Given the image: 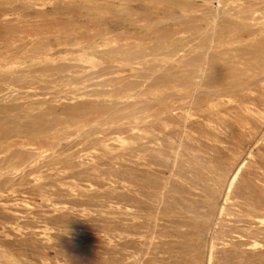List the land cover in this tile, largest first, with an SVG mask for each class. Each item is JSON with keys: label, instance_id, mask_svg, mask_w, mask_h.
I'll use <instances>...</instances> for the list:
<instances>
[{"label": "rangeland", "instance_id": "1", "mask_svg": "<svg viewBox=\"0 0 264 264\" xmlns=\"http://www.w3.org/2000/svg\"><path fill=\"white\" fill-rule=\"evenodd\" d=\"M263 34L264 0H0V264H264Z\"/></svg>", "mask_w": 264, "mask_h": 264}, {"label": "bare ground", "instance_id": "2", "mask_svg": "<svg viewBox=\"0 0 264 264\" xmlns=\"http://www.w3.org/2000/svg\"><path fill=\"white\" fill-rule=\"evenodd\" d=\"M229 13H230V12H229ZM225 16H226V15H225ZM227 17H228V16H227ZM235 17H236V16H235ZM235 17H234V18H235ZM221 18H222V17H221ZM244 18H245V17H244ZM226 19H228V18H226ZM219 20H220V19H219ZM247 20H248V19H247ZM247 20H246V21H247ZM215 21H216V20H215ZM225 22H226V21H225ZM237 22L240 23V21H237ZM244 22H245V21H244ZM208 24H209V23H208ZM208 24H207V25H208ZM221 24H223V23H221ZM241 24H242V23H241ZM245 24H246V22H245ZM245 24L243 23L244 26H245ZM244 26H243V27H244ZM216 27H217V26H216ZM241 28H242V27H241ZM219 29H221V27H220ZM225 29H226V28H225ZM223 30H224V29H223ZM222 33H223V32H222ZM225 33H227V32H225ZM200 35H201V34H200ZM263 35H264V34H263ZM203 36H204V35H203ZM222 37H223V36H222ZM226 37H227V36H226ZM232 38H233V37H232ZM220 40H221V39H220ZM217 41H218V40H217ZM228 41H229V40H228ZM217 43H218V42H217ZM225 43H226V42H225ZM221 45H223V44H221ZM221 45H220V46H221ZM215 46H216V45H215ZM221 47H222V46H221ZM213 49H214V48H213ZM220 49H221V48H220ZM215 50H217V49L215 48ZM218 50H219V49H218ZM223 50H224V49H223ZM223 50H222V51H223ZM219 51H220V50H219ZM224 51H225V50H224ZM229 51H230V50H229ZM114 52H115V51H114ZM216 52H217V51H216ZM231 52H232V51H231ZM110 53H111V52H110ZM112 53H113V52H112ZM112 53H111V54H112ZM193 53H194V52H193ZM247 53H248V52H247ZM111 54H110V55H111ZM115 54H116V53H115ZM215 54H216V53H215ZM244 54H245V53H243V55H244ZM248 54H249V53H248ZM251 54H252V52H251ZM218 55H219V54H217V56H218ZM226 55H227V53H226ZM241 55H242V54H241ZM250 56H251V55H250ZM219 57H220V56H219ZM262 57H263V56H262ZM244 58H245V57H244ZM263 58H264V57H263ZM251 59H252V58H250L249 62L252 61ZM260 59H261V58H260ZM260 59H259V60H260ZM111 60H112V59H111ZM169 60H170V59H169ZM193 60H194V59H193ZM256 60L258 61V59H256ZM262 60H263V59H262ZM189 61H190V60H189ZM197 61H198V60H196V63H197ZM202 61H203V60H202ZM221 61H222V59H221ZM224 61H225V60H224ZM226 61H227V60H226ZM244 61H245V60H244ZM247 61H248V60H247ZM166 62H167V61H166ZM245 62H246V61H245ZM262 62H263V61H262ZM193 63H194V62H193ZM196 63H195V64H196ZM203 63H204V62H203ZM247 63H248V62H247ZM257 63H258V62H257ZM212 64H213V63H212ZM215 64H216V63H215ZM229 64H233V62H232V63H229ZM196 65H197V64H196ZM210 65H211V64H210ZM234 65H235V64H234ZM193 66H194V65H193ZM240 66H241V65H240ZM245 66H246V63H245ZM152 67H153V66H152ZM227 67H228V66H227ZM174 68H175V67H174ZM211 68H212V67H211ZM231 69H232V67H231ZM169 70H170V69H169ZM169 70H168V71H169ZM174 70H175V69H174ZM225 70H226V68H225ZM229 70H230V69H229ZM170 72H171V71H170ZM245 74H246V73H245ZM172 75H173V74H171L170 76H172ZM168 76H169V75H168ZM170 76H169V77H170ZM68 77H69V76H68ZM166 77H167V76H166ZM161 78H162V77H161ZM164 78H165V76H164ZM162 79H163V78H162ZM165 79H167V78H165ZM165 79H163V80L165 81ZM71 81H72V80H71ZM56 96H57V95H56ZM147 106H148V105H147Z\"/></svg>", "mask_w": 264, "mask_h": 264}]
</instances>
